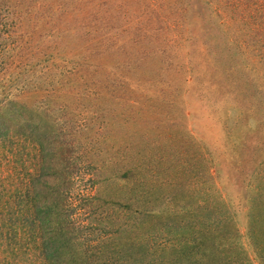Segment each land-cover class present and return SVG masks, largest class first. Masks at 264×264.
Segmentation results:
<instances>
[{"label": "rangeland", "instance_id": "1", "mask_svg": "<svg viewBox=\"0 0 264 264\" xmlns=\"http://www.w3.org/2000/svg\"><path fill=\"white\" fill-rule=\"evenodd\" d=\"M257 12L3 0L0 129L17 133L0 202L22 212L44 182L66 264H264V53L243 36ZM37 139L56 159L36 180Z\"/></svg>", "mask_w": 264, "mask_h": 264}, {"label": "trees", "instance_id": "2", "mask_svg": "<svg viewBox=\"0 0 264 264\" xmlns=\"http://www.w3.org/2000/svg\"><path fill=\"white\" fill-rule=\"evenodd\" d=\"M243 1L240 0V3H243ZM245 1L246 3L251 2V5L255 6L256 10H258V15L251 18L252 23L250 24L252 29L250 28L251 31H247L243 36L249 37V34L252 32L255 46L261 50L260 52L264 53V0ZM1 5H3V0H0ZM15 133L17 132L12 131L9 127L0 129V144L4 145L5 140H9L10 135H14ZM3 139L5 140L2 141ZM33 144L35 145L34 157L38 159L37 169L35 170V179L37 180V178L42 179L47 173H50V169L53 167L52 161H55L56 156L52 159L53 156L48 151L46 140L44 142L37 139ZM2 165L7 167L9 164L5 162ZM0 189L3 193L2 196L8 195L9 190L6 189V186L3 187L2 183L0 184ZM46 190L47 188L42 181L28 188L26 194L30 196V199L26 203H23L24 210L22 212L19 207V209H16L11 202H0V255L4 256V260L12 259L13 256L20 257V259L25 256L31 258L34 253L38 254V251H40L39 257L37 255L41 259L40 264H66L64 250L55 247L58 238L54 228L59 223L57 218L50 217V204L53 203L51 201L49 204V200L44 195ZM3 212H10L9 214L12 216L7 218L5 214H2ZM63 213L64 216L67 215L66 210ZM36 240L39 246L36 249H32V252L28 251L25 247L35 244ZM73 255L76 256L75 253ZM77 255L82 256L81 253ZM28 263L35 264L34 262Z\"/></svg>", "mask_w": 264, "mask_h": 264}]
</instances>
